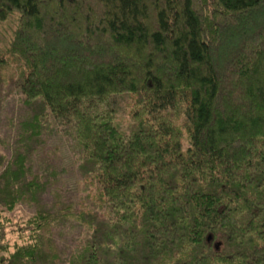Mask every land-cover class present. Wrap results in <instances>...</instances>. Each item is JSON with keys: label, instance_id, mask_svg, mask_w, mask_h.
I'll return each instance as SVG.
<instances>
[{"label": "trees", "instance_id": "trees-1", "mask_svg": "<svg viewBox=\"0 0 264 264\" xmlns=\"http://www.w3.org/2000/svg\"><path fill=\"white\" fill-rule=\"evenodd\" d=\"M0 25V90L33 107L0 152V264L54 257L66 212L4 214L39 203L50 116L88 189L64 264H264V0H0Z\"/></svg>", "mask_w": 264, "mask_h": 264}, {"label": "rangeland", "instance_id": "rangeland-1", "mask_svg": "<svg viewBox=\"0 0 264 264\" xmlns=\"http://www.w3.org/2000/svg\"><path fill=\"white\" fill-rule=\"evenodd\" d=\"M11 65L7 64L1 73L6 74ZM0 92V136L7 143L0 144V152L9 157L18 120L30 113L33 107L23 100V94L14 89H1ZM118 110L124 112L125 107H118ZM120 115L119 121L125 123L123 114ZM48 119L49 124L29 158L32 172L45 181L39 203L19 201L11 210H4V214L12 220L23 219L35 212L38 204L66 212L67 216L51 223L44 232L49 239L47 250L54 254V257H50V263L64 264L65 258L76 247L77 239L83 231V227L74 220L73 214L81 203L85 204L87 201L88 189L75 168L80 152L71 144L66 124L51 116Z\"/></svg>", "mask_w": 264, "mask_h": 264}]
</instances>
